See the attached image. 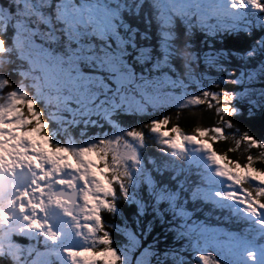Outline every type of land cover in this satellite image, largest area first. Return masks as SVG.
Returning a JSON list of instances; mask_svg holds the SVG:
<instances>
[{
  "label": "snow or ice",
  "instance_id": "obj_1",
  "mask_svg": "<svg viewBox=\"0 0 264 264\" xmlns=\"http://www.w3.org/2000/svg\"><path fill=\"white\" fill-rule=\"evenodd\" d=\"M0 264H264V0H0Z\"/></svg>",
  "mask_w": 264,
  "mask_h": 264
},
{
  "label": "trees",
  "instance_id": "obj_2",
  "mask_svg": "<svg viewBox=\"0 0 264 264\" xmlns=\"http://www.w3.org/2000/svg\"><path fill=\"white\" fill-rule=\"evenodd\" d=\"M197 43H198V41H197ZM180 123H181L182 128H184L186 131L190 130V127L193 126L190 121L181 120ZM201 123L204 124V125H208L209 121L207 119H205V120L201 121ZM242 127H247V125H243ZM214 147L217 150H222V149L226 148L227 145L222 143V142H217L214 145ZM229 155L233 156V154H229ZM257 167H260V165H257Z\"/></svg>",
  "mask_w": 264,
  "mask_h": 264
},
{
  "label": "rangeland",
  "instance_id": "obj_3",
  "mask_svg": "<svg viewBox=\"0 0 264 264\" xmlns=\"http://www.w3.org/2000/svg\"><path fill=\"white\" fill-rule=\"evenodd\" d=\"M114 222H116V223H119V221H118V220H116V221H114Z\"/></svg>",
  "mask_w": 264,
  "mask_h": 264
}]
</instances>
